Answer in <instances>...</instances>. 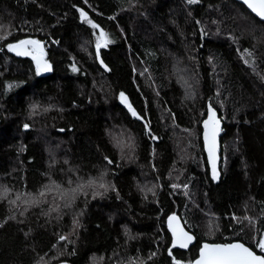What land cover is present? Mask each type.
I'll return each mask as SVG.
<instances>
[{"label":"trees","instance_id":"trees-1","mask_svg":"<svg viewBox=\"0 0 264 264\" xmlns=\"http://www.w3.org/2000/svg\"><path fill=\"white\" fill-rule=\"evenodd\" d=\"M78 8L111 41L100 60ZM0 28V264H192L228 242L264 257V23L232 0H0ZM24 39L47 76L9 53ZM172 214L194 243L170 256Z\"/></svg>","mask_w":264,"mask_h":264},{"label":"snow or ice","instance_id":"snow-or-ice-1","mask_svg":"<svg viewBox=\"0 0 264 264\" xmlns=\"http://www.w3.org/2000/svg\"><path fill=\"white\" fill-rule=\"evenodd\" d=\"M198 0H186V3L189 5L196 4ZM242 2L257 16L261 21H264V0H242ZM77 11L80 13L82 21H85L92 29L99 30V26L94 23L84 11H81L79 8ZM112 19V17H109ZM199 23V22H197ZM95 35V33H94ZM2 38V37H0ZM111 41L108 39V34L103 30H99V35L95 38V48L97 49V60H100L99 50L103 47H106ZM7 49L9 52H14L16 56H30L33 60L36 68V74L40 75L41 72L50 71V65L44 60V51L41 47V43L38 40H19L17 43L7 44ZM245 53L248 56H251V53L245 49ZM244 59V57H241ZM247 64L248 61L245 60ZM250 66V65H249ZM101 67H104L105 71H108V68L105 67L103 61H101ZM72 70L75 72L76 67L73 65ZM264 79V77H262ZM121 102L125 104L129 112L140 119V116L133 111L132 107L127 104L124 93H120ZM35 107V106H33ZM25 128L28 127L27 124L24 125ZM204 127V146L205 151L208 154V162L212 169V179L216 180L218 172L216 169V157H215V143L216 135L220 131V122L216 118V113L213 111L212 107L208 108L207 119L203 121ZM145 131L148 132V124H144ZM63 131V129H61ZM151 136V133L148 132ZM151 139L155 140L156 137L151 136ZM107 159V158H106ZM108 163H111L109 160ZM104 173L101 172V181L103 179ZM92 185V181H89V186ZM98 187L103 189L104 192L108 191L110 185H106L103 182H100ZM173 188H176L177 185L173 184ZM184 187H187L185 185ZM112 190H115L114 187ZM75 192V190H73ZM102 195L103 193H97L93 191V195ZM40 195H44L43 192ZM19 199V197H17ZM9 203H15V201H9ZM22 214V213H21ZM233 219H236L233 217ZM244 219H248L247 216ZM252 223H255L252 221ZM167 227L168 231L171 233V248L169 249V255L172 256V248L187 249L189 244L193 241V235H190L185 229L181 226L178 218L175 214L169 215L167 217ZM257 231H259L257 229ZM65 237L61 236L60 240H64ZM256 246L259 248L260 252L264 253V234H261L258 241H256ZM152 255H155L153 253ZM172 264H180V261L173 258ZM194 264H264V257L261 255L255 254L253 250H250V247H246L243 243L240 242H228V243H204L200 246L199 257L194 261Z\"/></svg>","mask_w":264,"mask_h":264},{"label":"water","instance_id":"water-1","mask_svg":"<svg viewBox=\"0 0 264 264\" xmlns=\"http://www.w3.org/2000/svg\"><path fill=\"white\" fill-rule=\"evenodd\" d=\"M234 2H236V3H238V4H240V5H242L247 11H248V13L249 14H251L253 17H255L258 21H260L261 23H264V21H261L260 19H259V17H257L243 2H242V0H233ZM24 40H32V39H24ZM17 43V42H16ZM41 43V47L43 48V51H45V47H44V43L43 42H40ZM12 56H14V57H16V58H18V59H25V60H28V61H30L31 63H33V65H34V67H35V64H34V62H33V60L31 59V57L30 56H16L15 55V53L14 52H9ZM45 60V59H44ZM49 65V64H48ZM36 69V68H35ZM104 71H105V69H104V67L102 68ZM105 72H107V71H105ZM50 73V71H47V72H41V74L40 75H42V76H47L48 74ZM211 106V104L209 103V102H207V104H206V116H205V118H204V120L205 119H207V114H208V108ZM212 107V106H211ZM212 109H213V111L216 113V118L219 120V122H220V131L218 132V134L216 135V143H215V157H216V161H215V163H216V169H217V172H218V174H219V167H220V162H221V158H220V153H221V147H220V138H221V135H222V127H223V125H222V123H221V120H220V117H219V114H218V112L212 107ZM203 120V121H204ZM203 121H202V123H201V143H202V148H203V153H204V156H205V159H206V162H207V165H208V168H209V171H210V174H211V176H212V169H211V166L209 165V162H208V154H207V152L205 151V146H204V127H203ZM178 218V217H177ZM178 221L180 222V224H181V226L183 227V225H182V223H181V221H180V219L178 218ZM166 225H167V222H166ZM184 228V227H183ZM167 230H168V227H167ZM186 231V230H185ZM191 235V234H190ZM193 243H194V238H193V241H192V243L191 244H189V246H188V248L187 249H190L191 248V246L193 245ZM233 243H235V242H233ZM241 243V242H240ZM204 244V243H203ZM202 244V245H203ZM218 244H220V243H218ZM201 245V246H202ZM246 246V245H245ZM247 247V246H246ZM180 249V248H179ZM187 249H181V250H187ZM200 249V248H199ZM251 250V249H250ZM256 254V253H255ZM199 257V250H198V253H197V257H196V259ZM263 257V256H262ZM195 259V260H196ZM194 260V261H195ZM194 261L192 262V264H194ZM58 264H65V263H58Z\"/></svg>","mask_w":264,"mask_h":264},{"label":"rangeland","instance_id":"rangeland-1","mask_svg":"<svg viewBox=\"0 0 264 264\" xmlns=\"http://www.w3.org/2000/svg\"><path fill=\"white\" fill-rule=\"evenodd\" d=\"M1 29V28H0ZM96 36H98L99 35V33L96 31ZM88 180V179H87ZM91 179H89L88 181H86V183H84V190L82 191V194H86V187H92V186H89V181H90ZM85 185H87V186H85ZM83 186V185H82ZM74 197V196H73ZM76 202V197H75V200H74V203ZM65 203V202H64ZM64 206H69V205H64ZM208 223H209V221H208Z\"/></svg>","mask_w":264,"mask_h":264},{"label":"bare ground","instance_id":"bare-ground-1","mask_svg":"<svg viewBox=\"0 0 264 264\" xmlns=\"http://www.w3.org/2000/svg\"><path fill=\"white\" fill-rule=\"evenodd\" d=\"M233 1V0H232ZM221 154V153H220Z\"/></svg>","mask_w":264,"mask_h":264}]
</instances>
